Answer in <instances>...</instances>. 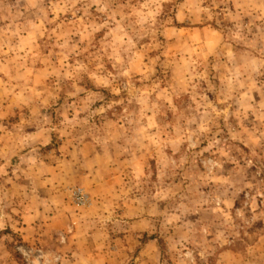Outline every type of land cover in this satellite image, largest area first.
I'll list each match as a JSON object with an SVG mask.
<instances>
[{
  "label": "clouds",
  "instance_id": "clouds-1",
  "mask_svg": "<svg viewBox=\"0 0 264 264\" xmlns=\"http://www.w3.org/2000/svg\"><path fill=\"white\" fill-rule=\"evenodd\" d=\"M16 237L25 264H264V0H0V264Z\"/></svg>",
  "mask_w": 264,
  "mask_h": 264
},
{
  "label": "rangeland",
  "instance_id": "rangeland-1",
  "mask_svg": "<svg viewBox=\"0 0 264 264\" xmlns=\"http://www.w3.org/2000/svg\"><path fill=\"white\" fill-rule=\"evenodd\" d=\"M83 180L81 179L80 174H75L73 178H70V182L62 187L61 194L64 199V202H70L73 205H86L91 203V197L88 193H85L82 188ZM17 245H23L17 252V247L8 244L7 241L4 242L7 249L12 252L13 257L16 259V264H25L23 258L20 257V254L23 253L26 249L30 247L29 244L24 243V241L20 237H16ZM44 241L48 242L49 244H54L56 241V232H52L51 238L45 236L42 238ZM145 240H147V236H145ZM41 238L36 239L37 247L40 246Z\"/></svg>",
  "mask_w": 264,
  "mask_h": 264
},
{
  "label": "crops",
  "instance_id": "crops-1",
  "mask_svg": "<svg viewBox=\"0 0 264 264\" xmlns=\"http://www.w3.org/2000/svg\"><path fill=\"white\" fill-rule=\"evenodd\" d=\"M65 203H70V202H65ZM54 232V231H53Z\"/></svg>",
  "mask_w": 264,
  "mask_h": 264
}]
</instances>
